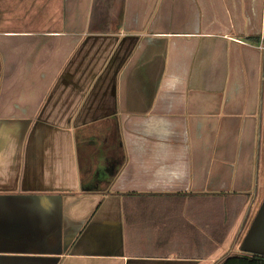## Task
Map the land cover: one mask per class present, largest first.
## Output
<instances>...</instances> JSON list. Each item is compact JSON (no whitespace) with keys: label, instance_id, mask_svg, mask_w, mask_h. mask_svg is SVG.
<instances>
[{"label":"crops","instance_id":"1","mask_svg":"<svg viewBox=\"0 0 264 264\" xmlns=\"http://www.w3.org/2000/svg\"><path fill=\"white\" fill-rule=\"evenodd\" d=\"M261 44L264 0H0V251L47 253L0 264L170 260L120 236L192 199L216 206L183 218L240 254L264 201ZM39 195L59 244L29 223Z\"/></svg>","mask_w":264,"mask_h":264},{"label":"rangeland","instance_id":"2","mask_svg":"<svg viewBox=\"0 0 264 264\" xmlns=\"http://www.w3.org/2000/svg\"><path fill=\"white\" fill-rule=\"evenodd\" d=\"M214 202L215 200L211 204L209 200L203 201L202 199H192L183 203L180 200L165 204L162 201L155 202L152 209L164 207L163 210L167 218L128 219L129 224H125L122 236H120L122 237L120 253L145 259H155V257L170 260L195 258L199 259V264H220L225 255L227 257L231 255L222 252L220 248L212 247L209 234H206L204 229L200 233L199 229L194 227L195 225H190V220L183 218L185 216L183 214L187 215L190 209H197V207L199 215L202 210L205 217L208 218L209 207L216 206ZM140 206L138 211L146 210L143 203ZM195 206L197 207L194 208ZM176 212L182 213V215H177ZM232 255H236V253ZM220 257L221 259L218 261Z\"/></svg>","mask_w":264,"mask_h":264},{"label":"water","instance_id":"3","mask_svg":"<svg viewBox=\"0 0 264 264\" xmlns=\"http://www.w3.org/2000/svg\"><path fill=\"white\" fill-rule=\"evenodd\" d=\"M29 210V223L39 231V239L42 244L52 236L54 243L61 241V210L60 198L57 196H28L25 197V208ZM239 252L249 255L264 256V201L260 206L256 217L247 230L246 235L239 246ZM45 255L46 252H34L30 250L3 252ZM191 260H128L126 264H196Z\"/></svg>","mask_w":264,"mask_h":264},{"label":"trees","instance_id":"4","mask_svg":"<svg viewBox=\"0 0 264 264\" xmlns=\"http://www.w3.org/2000/svg\"><path fill=\"white\" fill-rule=\"evenodd\" d=\"M220 264H264V256L240 253L225 258Z\"/></svg>","mask_w":264,"mask_h":264},{"label":"built area","instance_id":"5","mask_svg":"<svg viewBox=\"0 0 264 264\" xmlns=\"http://www.w3.org/2000/svg\"><path fill=\"white\" fill-rule=\"evenodd\" d=\"M262 46H263V45L261 44V47H260V48L263 50L264 48H263Z\"/></svg>","mask_w":264,"mask_h":264}]
</instances>
